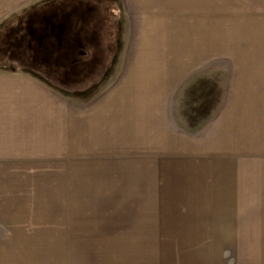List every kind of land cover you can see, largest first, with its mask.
<instances>
[{"label":"rangeland","instance_id":"rangeland-1","mask_svg":"<svg viewBox=\"0 0 264 264\" xmlns=\"http://www.w3.org/2000/svg\"><path fill=\"white\" fill-rule=\"evenodd\" d=\"M139 1L37 0L32 10L1 20L0 94L32 85L28 79L43 80L72 116L81 108L70 100L112 98L123 80L117 75L120 51H113H129L122 35L130 20L145 24L160 13L131 11ZM228 5L232 10L216 12L218 41L227 42L226 30L239 31L238 20L246 16L232 0ZM165 13L173 20L167 28L153 27L158 43L150 47L162 46L172 61L183 16L175 9ZM200 17L214 19L215 12ZM50 31L58 43L48 39ZM160 31L169 42L160 41ZM141 46L132 43L131 50ZM178 66L177 75L187 70ZM25 92L18 108L0 100V264H155L154 255L163 264H243V244L264 243V143L259 152L252 132L246 134L249 126L256 135L264 126V106L229 102L223 119L186 138L184 149L170 146L163 157L140 158L131 155L139 149L122 146L120 156L138 161L105 163L89 154L91 129L84 132L79 116L70 133L66 114L54 112L42 122L32 116V102L24 117ZM83 243L99 249L77 250Z\"/></svg>","mask_w":264,"mask_h":264},{"label":"crops","instance_id":"crops-1","mask_svg":"<svg viewBox=\"0 0 264 264\" xmlns=\"http://www.w3.org/2000/svg\"><path fill=\"white\" fill-rule=\"evenodd\" d=\"M34 1L37 0H0V21L18 11L32 10L36 5ZM232 1L235 9L245 12L246 16L243 14L238 20L239 31L233 33L230 29L226 30L225 34H229L227 42L218 41L216 12L232 10L228 5L230 0H140L131 3V11L147 9L149 12L160 13L145 18V24L141 20L139 24L131 19L127 34L115 32L118 45L124 39H121V35H127L124 41L128 43L129 51L123 50L121 53L120 46L113 51L115 56L120 51L117 75L123 80L119 79V84L116 82L112 98L106 99L97 94L96 97L85 96L80 102L70 100L73 105L80 103L81 109L74 116H79L84 132L91 129L93 151L89 154L93 158H103L100 161L104 160L105 163L107 158L112 159L113 163L116 159L135 161L132 157L124 159L120 156L122 146L139 149L135 153L132 151L131 155L140 158L163 157L170 146L184 149L186 138L194 139L204 128L222 120L220 112L227 103L256 110L264 106V0ZM170 9H175L179 12L178 16H183L176 24V41H173L176 56L172 61L166 57L168 51L163 50L162 46L156 51L150 47L158 43L153 27L167 28L173 20L165 13ZM200 12H209L210 16L215 12V18H201ZM51 31L55 34L56 30ZM51 31L47 37L53 42L56 38ZM157 35L163 36L164 39L160 41L169 42L166 32L160 31ZM135 42H139L143 50L132 51V43ZM218 43H224V48L218 49ZM50 46L53 47L52 44ZM178 64L187 68L180 75H177ZM28 81L32 85L12 87L7 95L0 94V100L9 102L8 107L18 108L22 101L20 92L31 90L25 92L28 97L23 100V106L27 102V111H23V116H29V103L32 102L35 107L32 112L34 118L40 117L44 122L54 112L57 117L66 114L68 120L65 127L69 124L66 131L72 132L76 120L65 110L64 103L54 99L52 92L57 93L56 89L43 80ZM49 91H52L51 94ZM29 121L30 118L28 121L24 118L20 120L23 124ZM260 122H264V115ZM248 132H252L251 139L257 141V150L260 152L264 143V126L261 125L257 135L251 126L246 134ZM248 155L253 157L254 152ZM111 169L119 170L121 167L113 164ZM262 170L264 172V168ZM161 246L157 245L155 251ZM76 249L99 248L97 245L83 243ZM154 256L155 264H163L162 256L158 259L157 255ZM242 261L243 264H264V243H247V248L244 243Z\"/></svg>","mask_w":264,"mask_h":264}]
</instances>
